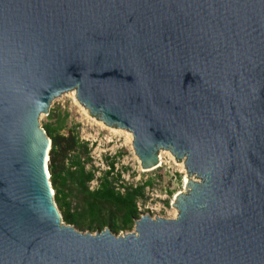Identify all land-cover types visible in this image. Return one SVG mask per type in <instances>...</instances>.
I'll return each mask as SVG.
<instances>
[{
    "label": "water",
    "instance_id": "obj_1",
    "mask_svg": "<svg viewBox=\"0 0 264 264\" xmlns=\"http://www.w3.org/2000/svg\"><path fill=\"white\" fill-rule=\"evenodd\" d=\"M70 91L141 169L184 159L175 219L62 221L40 116ZM0 264H264V0H0Z\"/></svg>",
    "mask_w": 264,
    "mask_h": 264
},
{
    "label": "rangeland",
    "instance_id": "obj_2",
    "mask_svg": "<svg viewBox=\"0 0 264 264\" xmlns=\"http://www.w3.org/2000/svg\"><path fill=\"white\" fill-rule=\"evenodd\" d=\"M74 94L73 91L68 92L55 99L48 113L40 116V125L43 127L51 124L56 127L58 121L64 119V126L59 133L64 136L72 133L78 137L80 143L86 145L87 157L82 156V161L88 158L86 170H91L94 174L93 180L88 185L89 189H95L107 171H111L108 177L118 189L136 187L151 181L152 186L145 189L144 199L137 201L140 214L137 220L145 216L152 220L175 219L177 211L173 206L174 198L180 193H185L184 178L197 180L195 176L187 175L184 159L177 161L168 151L160 150L158 153L162 160L158 168L142 170L134 152L133 137L130 139L127 135L132 134L123 129L114 132L112 130L116 128L106 125L102 127L94 121V117L86 113L88 111L77 101ZM111 163L113 170H109ZM73 200L76 203L77 199ZM135 222L131 230L121 231L115 236L134 233Z\"/></svg>",
    "mask_w": 264,
    "mask_h": 264
},
{
    "label": "trees",
    "instance_id": "obj_3",
    "mask_svg": "<svg viewBox=\"0 0 264 264\" xmlns=\"http://www.w3.org/2000/svg\"><path fill=\"white\" fill-rule=\"evenodd\" d=\"M64 122L61 119L56 127L51 124L42 127L51 141L47 167L54 202L62 221L78 231L90 233L107 228L117 235L131 230L140 215L137 201L144 199L145 189L152 186L151 181L118 189L108 177L111 171H107L98 186L90 190L88 185L94 174L86 170L88 158L82 161V156L87 157L86 145L72 133L66 136L59 133ZM109 170H113L112 163ZM73 199H77L76 203Z\"/></svg>",
    "mask_w": 264,
    "mask_h": 264
},
{
    "label": "bare ground",
    "instance_id": "obj_4",
    "mask_svg": "<svg viewBox=\"0 0 264 264\" xmlns=\"http://www.w3.org/2000/svg\"><path fill=\"white\" fill-rule=\"evenodd\" d=\"M70 92H72V91H70ZM74 93H75V91H73ZM68 93V92H67ZM64 94H66V93H64ZM72 94V93H71ZM63 95V94H62ZM74 96L76 97V94H74ZM77 99V98H76ZM78 101V100H77ZM85 109V108H84ZM87 110V109H86ZM88 111V110H87ZM86 112V111H85ZM86 113H89V111L88 112H86ZM89 115H90V113H89ZM91 116V115H90ZM92 117H94V116H92ZM94 121H97V123L98 124H100L102 127H105L104 125V123L102 122V121H100L97 117H94ZM107 127H109V126H107ZM114 128V127H113ZM117 129H119V128H116V130H112V131H114V132H120V130H117ZM132 134V133H131ZM128 135V137L130 138V139H132V137H133V135H130V134H127ZM133 141V140H132ZM168 154V153H167ZM138 158V157H137ZM46 159H47V157H46ZM161 156L159 155V153H158V163H159V165H160V163H161ZM138 161H139V159H138ZM139 164H140V161H139ZM141 168V167H140ZM143 170V169H142ZM147 171V170H146ZM188 181H187V178L185 177L184 178V184H186Z\"/></svg>",
    "mask_w": 264,
    "mask_h": 264
}]
</instances>
